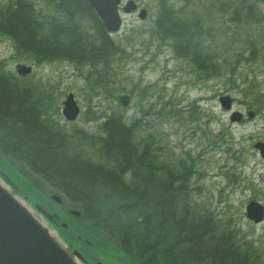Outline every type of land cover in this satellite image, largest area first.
Returning a JSON list of instances; mask_svg holds the SVG:
<instances>
[{"label":"trees","instance_id":"1","mask_svg":"<svg viewBox=\"0 0 264 264\" xmlns=\"http://www.w3.org/2000/svg\"><path fill=\"white\" fill-rule=\"evenodd\" d=\"M156 1L153 32L161 44L176 40L175 49L191 56L210 77L226 75L229 65L234 71L236 63H228L215 48L205 51L206 40L215 39L212 31L189 25L170 0ZM35 2L0 0V33L13 40L18 56L33 63L61 60L96 68L104 56L114 54L113 61L121 52L87 0H43L40 10ZM47 7L51 17L44 14ZM246 7L233 10V21L240 23L242 14L252 16L254 6ZM242 44L250 54L238 47L232 56L256 60L260 42L251 37ZM104 88L113 101L127 98L116 88ZM51 101L43 91L19 85L0 71V150L80 205L85 225L81 220L78 226L84 238L115 243L135 264H264L210 207L194 200L198 172L191 151L173 157L157 144L162 136L147 129L143 117L128 122L125 111L115 107L100 114L90 111V120L102 121L93 131L87 126L59 128Z\"/></svg>","mask_w":264,"mask_h":264},{"label":"rangeland","instance_id":"2","mask_svg":"<svg viewBox=\"0 0 264 264\" xmlns=\"http://www.w3.org/2000/svg\"><path fill=\"white\" fill-rule=\"evenodd\" d=\"M36 1V8L40 10L44 2ZM132 1L136 5L138 3L139 8H148L149 13L141 18L138 8L139 11L122 14L124 21L120 30L112 32L115 43L121 45V52L113 61L114 54L106 55L104 63L100 61L97 63L99 67L91 68L58 60L34 65L31 74L23 78L16 73V69L17 64L24 61L16 52L13 53L10 37L0 33V71L11 76L19 85L34 86L37 91L51 96L48 106L54 115L57 114L56 125L59 128L87 126L88 131H93L102 121L100 118L90 120V111L100 114L115 107L116 111H125L126 119L143 117L147 129L162 136L161 140L157 139V144H164L173 157H182L185 152L191 151L198 172L193 177L194 200L201 206L210 207L222 223L236 234L235 239L241 246L253 249V255H258L264 262V221L255 224L245 216L249 199L264 203V158L253 145L257 140H264V2H254L257 21L245 16V23L236 25L229 21V15L223 18L219 5L231 1L230 6L235 9L240 0H192L184 9L186 14L179 7L185 1L171 0L186 18L198 13L207 17L208 10L209 18L203 19V24L211 27L215 39L206 40L208 46L205 51L215 48L219 55L228 58V63H236L235 76L227 69L225 72L230 76H215L202 82L185 60L175 56L171 45L160 48L161 39L153 32L159 13L155 0ZM44 14L51 17L48 7L44 9ZM233 26L234 29L229 32ZM251 37L261 41L259 58L243 61L238 54L232 56V50L237 47L243 55L250 54L251 49L242 41H250ZM233 43L237 46L234 47ZM231 78L233 81H230ZM104 85L127 94L129 100L124 105L120 100L113 101L112 94ZM69 91L75 93L82 106V114L75 121H67L62 114V102ZM221 94L233 96L235 108L245 113L252 109L257 115L253 118L246 116L247 120L243 123L232 122L231 113L220 105L218 98ZM197 100L201 106L199 118H186V115L174 113L176 109L182 112L190 110ZM45 108L48 109L47 105ZM205 127L210 132L207 137L202 133ZM12 161L25 168L21 160ZM31 175L38 178L42 190L39 198L46 201V195L49 197L54 191L62 196L46 180ZM35 200L33 198L31 203ZM59 205H62L59 206L61 210L77 208L81 211L79 204L74 205L67 198L64 200L63 196ZM67 213L70 215L69 210ZM70 216L69 220L63 219L70 222L82 220L84 224L81 213L78 218ZM52 229L56 235V230ZM76 229L73 223L70 232ZM97 244L109 245V252L116 250L111 243Z\"/></svg>","mask_w":264,"mask_h":264},{"label":"water","instance_id":"3","mask_svg":"<svg viewBox=\"0 0 264 264\" xmlns=\"http://www.w3.org/2000/svg\"><path fill=\"white\" fill-rule=\"evenodd\" d=\"M120 1L89 0L110 31L117 30L121 25ZM134 7L135 4L129 2L124 10L130 11ZM144 13L145 10L141 15ZM18 70L27 73L30 67L20 65ZM221 100L225 106H229L231 97L225 96ZM79 112L80 107L74 100L73 93L68 94L63 107L65 117L69 120L75 119ZM235 115L236 113L232 115V119L236 118ZM255 146L260 148L264 156V142H257ZM1 175L14 189L21 191L7 174L1 172ZM53 197L60 201L57 195ZM36 208L50 219L58 216L52 215L41 204H36ZM73 212L79 214L76 210ZM247 216L255 222L263 220L264 205L251 201L247 205ZM74 252L81 255L77 250ZM0 264H79L34 211L2 182H0Z\"/></svg>","mask_w":264,"mask_h":264},{"label":"flooded vegetation","instance_id":"4","mask_svg":"<svg viewBox=\"0 0 264 264\" xmlns=\"http://www.w3.org/2000/svg\"><path fill=\"white\" fill-rule=\"evenodd\" d=\"M245 121H246V119H245L244 113H243V116L241 117V121H239V122L242 123V122H245Z\"/></svg>","mask_w":264,"mask_h":264},{"label":"bare ground","instance_id":"5","mask_svg":"<svg viewBox=\"0 0 264 264\" xmlns=\"http://www.w3.org/2000/svg\"><path fill=\"white\" fill-rule=\"evenodd\" d=\"M36 214H40V212H36Z\"/></svg>","mask_w":264,"mask_h":264}]
</instances>
